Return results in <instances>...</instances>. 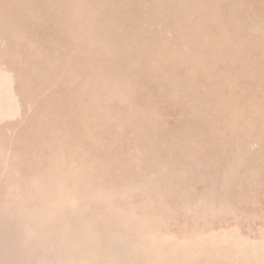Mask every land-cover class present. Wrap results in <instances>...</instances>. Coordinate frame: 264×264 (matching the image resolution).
Segmentation results:
<instances>
[{
	"label": "rangeland",
	"instance_id": "obj_1",
	"mask_svg": "<svg viewBox=\"0 0 264 264\" xmlns=\"http://www.w3.org/2000/svg\"><path fill=\"white\" fill-rule=\"evenodd\" d=\"M0 264H264V0H0Z\"/></svg>",
	"mask_w": 264,
	"mask_h": 264
}]
</instances>
